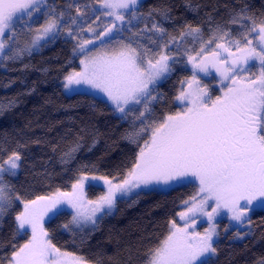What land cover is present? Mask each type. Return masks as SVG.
I'll return each instance as SVG.
<instances>
[{
    "label": "snow or ice",
    "instance_id": "snow-or-ice-1",
    "mask_svg": "<svg viewBox=\"0 0 264 264\" xmlns=\"http://www.w3.org/2000/svg\"><path fill=\"white\" fill-rule=\"evenodd\" d=\"M185 6L194 12L199 8L192 0H185ZM141 8L142 0H92V6L84 8L74 2L58 6L55 0H0V65L30 56L61 36L75 41L72 52L83 57L82 67L64 76L63 88L89 85L106 96L119 119L132 115L131 130L123 138L138 149L130 167L116 176L80 175L71 192L57 190L30 200H22L5 180L21 168L19 148L0 159V226L19 201L23 210L14 217L13 239L31 233L23 244L9 242L12 251L0 258V264H93L53 244L45 217L58 216L67 206L71 218L61 225L66 232L76 234L88 226L95 230L98 220L112 213L117 199L139 196L138 190L152 186L194 184L196 191L176 213L183 225L169 221L167 234L145 251L144 264H214L216 226L210 224L200 233L195 230L196 219L206 216L213 221L227 210L236 225H251L250 212L264 208V12L257 15L247 0H236L227 20H217L213 12L200 23L176 25L177 17L166 3L147 12ZM97 12L100 15L85 28ZM41 17L44 23L33 28ZM102 17L108 23L97 31L93 24ZM86 33L92 37L83 38ZM23 35L28 39L21 40ZM97 41L102 47L112 44V50L93 53ZM182 57L192 66L191 78L180 81L175 97L183 107L154 118L152 105L163 99L158 85ZM211 69L223 85L215 98L206 85L201 87L197 75ZM14 104H0V113ZM80 147L78 138L61 153V163H71ZM89 179L107 186L97 200L83 195L84 181ZM244 235L238 232L237 238ZM255 264H264V256Z\"/></svg>",
    "mask_w": 264,
    "mask_h": 264
},
{
    "label": "trees",
    "instance_id": "trees-1",
    "mask_svg": "<svg viewBox=\"0 0 264 264\" xmlns=\"http://www.w3.org/2000/svg\"><path fill=\"white\" fill-rule=\"evenodd\" d=\"M69 2L81 8L86 4L92 6V0H55L58 6H66ZM192 2L199 5L195 12L186 8L185 0H142L141 11L147 12L150 7L166 3L177 17L176 25L197 24L213 12L217 20H227V11L236 0ZM247 2L257 15L264 12V0ZM72 14H76L74 8ZM40 19L39 22L44 21L43 17ZM165 27L173 29L171 23H165ZM74 44L75 41L61 36L30 56L0 65V104L15 102L13 107L0 113V159L18 148L21 151V168L16 176L5 178L22 200L54 190H67L80 175L116 176L130 167L138 151L136 145L123 138L131 130L132 115L121 120L113 108L97 96L81 91L63 92V77L79 68V55L72 52ZM181 59L170 76L158 85L157 91L163 93V99L152 105L154 118L181 108L175 97L181 90L180 81L191 75L186 59ZM78 138L81 147L75 158L67 165L62 164L61 153ZM37 140L40 143H35ZM93 140L96 141L94 146ZM85 189L88 198L103 193L102 188L91 184ZM195 191L196 185L181 184L167 191H141L139 196L117 199L114 211L98 220L96 229L90 232H66L61 225L70 220V213L65 210L51 217L45 228L53 244L61 250L84 256L93 264L98 259L103 264H144L145 251L163 239L169 221L176 220V213L182 208L181 202ZM19 209L20 205L14 204L0 226V245H3L0 258L10 255L9 242L20 245L28 238L27 234L13 239L14 217ZM250 218L249 233L238 240L233 238L235 228L225 230L227 220H220L214 264H255L257 258L264 256V208L253 210Z\"/></svg>",
    "mask_w": 264,
    "mask_h": 264
},
{
    "label": "rangeland",
    "instance_id": "rangeland-1",
    "mask_svg": "<svg viewBox=\"0 0 264 264\" xmlns=\"http://www.w3.org/2000/svg\"><path fill=\"white\" fill-rule=\"evenodd\" d=\"M96 15H100V13L97 12ZM40 20H41V19H40ZM40 20H39V21H40ZM92 21H95V18H94ZM92 21H90V22H87V21H86L85 24H84L83 26L86 28L88 24L92 23ZM42 23H44V21H42V22H38V23H36V24H33L32 27H33V28L39 27V25L42 24ZM107 23H108V19L102 17L99 21H96V23L93 24V27H96V28H97V31H100V30H102L103 26H104L105 24H107ZM17 30L19 31V28H18ZM123 35L125 36V34H123ZM91 37H92V33H86L85 36H84L83 38H85V39H89V38H91ZM249 38H252V37H249ZM24 39H28V36H27V35H23V36L21 37V40H24ZM120 39H123V36H121ZM254 42H255V41H254ZM90 47H91V46H90ZM112 47H113L112 44H107V45H105V46L102 47V46L100 45V42L97 41V42L95 43V46L93 47L92 50H93V53L96 52V51H111V50H112ZM196 47H198V45H197ZM35 51H38V50H34L33 52H35ZM26 55H27V54H26ZM184 58H185L186 61H187V57H184ZM78 59H79V68H78V69H74L75 71H80V70H81V67H82V66L80 65V60L83 59V57L79 55V58H78ZM187 66H188V68H189V70H190V72H191V75H190L187 79H190L191 76H192V66H191V64H189V63H187ZM71 71H73V70H71ZM71 71H69V72H71ZM252 71L255 72V71H257V69H256V68H253ZM197 75H198V78H199V80H200L201 87H203V86L206 85L207 88H208L209 93H210L211 96H212V98H215L216 96L221 95V88L223 87V85L221 84V82H220V77H219L218 73H216L215 69H211L209 74H205V73H200V72H198ZM63 78H64V77H63ZM63 82H64V81H63V79H62V90H63V92H64L65 94H71V93L76 92V91L87 92V93H90V94H92V95H94V96H97V97L100 98V99H103L104 101H106V102H107V103L113 108V106L111 105V103L107 100L106 96H105L102 92H100L99 90L94 89V88H92V87L89 86V85H77V86H73V88H72L71 90H66V89L63 88ZM161 82H162V81H161ZM224 83L227 84L228 82L225 81ZM185 87H186V85H185ZM176 102H177V104H179V105L181 106V108L179 109V110H181L182 107H183V103L180 102V101H176ZM179 110H178V111H179ZM117 114L120 115L119 113H117ZM138 126H139V125H137V127H138ZM84 176L91 177V176H96V175H84ZM8 177H9V176H8ZM109 178H111V177H109ZM5 180L7 181L6 178H5ZM75 181H76V180H75ZM74 183H75V182H74ZM89 184H91V185H95V186H98V187L102 188V189H103V193H102L101 195H103V194L107 191V186L104 185L103 181L91 180V179H89V180H85V181H84V187H83V195H84V197H85L87 200H97V199L101 196V195H100V196L95 197V198H88V196L86 195V189H85V188H86V186L89 185ZM177 185H181V184H172V185H170V186L158 185V186H152V187H150V188H145V189L138 190V191H139V192H141V191H148V190L167 191V190H169L170 188H172V187H174V186H177ZM56 191H57V190L51 191V192H49V193L46 194V195H51L52 193H54V192H56ZM59 191H61V192H71V191H72V187H70V188L67 189V190H59ZM132 195H134V194H130L129 197L132 196ZM126 198H127V197H126ZM16 203H18V204L20 205V209H19V211H22V210H23V204H22L21 202H19V201H17ZM16 203H15V204H16ZM255 209H261V208L257 207V208H255ZM255 209H254V210H255ZM63 210L69 212V213H70V218H71V212H72L71 208L65 206ZM183 210H184V209L181 208L179 211H183ZM208 210L210 211L211 209L209 208ZM19 211H18V212H19ZM113 211H114V209L112 210V212H113ZM18 212H17V213H18ZM17 213H16V214H17ZM250 214H251V212H250ZM250 214H249V215H250ZM97 215L99 216L100 214L97 213ZM51 217H52V216L45 217V220H44V227H45V223H46ZM222 219H226V220H227V223H226V226H225V230L228 231L229 228H235V231H234V234H233V238H234L235 240L241 239V238H237V233H238V232L241 233V234H244V233H247V234H248L249 231H250V225H248L247 223H245L244 226H239V225H236V223H235L234 221H231V220L229 219L228 214H227V210H224V211H223V214H221V215H217V216L214 218L213 221H209V220L207 219L206 216L197 218V219H196V224H195V230L198 231V232H200V233H203V232L205 231V229H207V228L210 226V224H215L216 229H217V232H218V237L215 238V239L217 240V239L219 238V235H220V224H219V222H220V220H222ZM176 222H177L179 225H181V226L183 225V221H181V220L179 219L178 216H176ZM83 231L90 232V231H92V228H91V226H88V227H85ZM30 235H31V233H30V231H29L27 240L30 238ZM245 236H246V235H244L243 238H244ZM27 240H26V241H27ZM26 241H25V242H26ZM25 242H24V243H25ZM62 251H64V250H62Z\"/></svg>",
    "mask_w": 264,
    "mask_h": 264
}]
</instances>
